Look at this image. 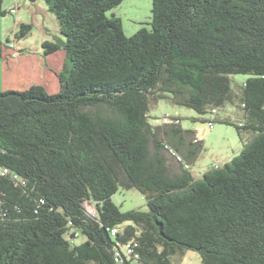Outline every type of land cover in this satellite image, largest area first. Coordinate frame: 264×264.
<instances>
[{
    "label": "trees",
    "instance_id": "obj_1",
    "mask_svg": "<svg viewBox=\"0 0 264 264\" xmlns=\"http://www.w3.org/2000/svg\"><path fill=\"white\" fill-rule=\"evenodd\" d=\"M43 1L64 36L44 54L62 48L70 68L55 94L0 92V264H179L188 250L264 264V0H151L149 28L129 36L107 16L122 0ZM233 74L250 75L238 92ZM161 100L199 115L237 106L242 121L221 122L239 154L195 177L202 142L177 116L149 122ZM119 189L146 210L122 211Z\"/></svg>",
    "mask_w": 264,
    "mask_h": 264
},
{
    "label": "rangeland",
    "instance_id": "obj_2",
    "mask_svg": "<svg viewBox=\"0 0 264 264\" xmlns=\"http://www.w3.org/2000/svg\"><path fill=\"white\" fill-rule=\"evenodd\" d=\"M37 3L25 0V6L19 5L20 19L26 23H32L30 31L25 36L16 37L20 27L17 21V8L14 0H3L2 8L7 11L0 17V40L2 53L0 56V92L13 90L24 91L29 88L30 81L35 84H46V92L55 94L59 91L57 73L70 68V61L65 51L61 48L53 53L44 54L42 43L44 41H63L64 36L59 30V25L53 12L48 10L43 0ZM46 9V10H45ZM107 16L120 18L122 29L126 36L139 30L141 27L149 28L151 17V0H122L119 5L107 11ZM10 42H6V40ZM9 43L17 45L22 58L19 61L13 59L17 56L12 53ZM9 51L10 57L5 56ZM66 60V65L65 64ZM250 77L249 74L230 75L231 87L235 92L239 91L240 85ZM13 86H16L14 89ZM7 88V89H6ZM164 115L177 116L184 129H193L195 136L202 142V150L199 156L190 165V171L195 177H200L204 171L214 165L222 166L234 156L238 155L243 146L235 127L221 122L228 119L232 122L242 121L241 110L232 104L226 103L217 108L213 113L199 115L185 106H178L166 101H158L151 105L149 110V122L159 125V120ZM204 119L205 121H202ZM207 121H211V127ZM249 134L244 135V139ZM112 199L119 204L122 211L146 210L143 196L136 189H119ZM88 211H95L90 203H85ZM84 240L79 236L77 242ZM179 264H201L198 252L188 250L182 257H176Z\"/></svg>",
    "mask_w": 264,
    "mask_h": 264
},
{
    "label": "built area",
    "instance_id": "obj_3",
    "mask_svg": "<svg viewBox=\"0 0 264 264\" xmlns=\"http://www.w3.org/2000/svg\"><path fill=\"white\" fill-rule=\"evenodd\" d=\"M10 47L13 48V47H14V44H13V43H10ZM19 53H20V49H15V50H14V54H15V55H18ZM169 121H170L169 116L164 115V116L161 117V119L159 120V123H160V124H164V123H167V122H169ZM208 125H209L210 127L212 126L210 122H208ZM6 173H8V169H7L6 167H3V166L0 165V175H4V174H6ZM90 212L93 213V211H90ZM117 231H118L117 228H112V229L110 230V235H111V236H115L116 233H117ZM116 245H117L118 247H120L121 252L124 253V254L127 255V256H129V255H131V254L133 253V244H132V242H127V243H125V244H120L119 242H117ZM117 255H118V253H117ZM135 257H136V255H135Z\"/></svg>",
    "mask_w": 264,
    "mask_h": 264
},
{
    "label": "crops",
    "instance_id": "obj_4",
    "mask_svg": "<svg viewBox=\"0 0 264 264\" xmlns=\"http://www.w3.org/2000/svg\"><path fill=\"white\" fill-rule=\"evenodd\" d=\"M14 2H15V6H16V8H17V21H20V23H25V24H30V25H32V23H26L24 20H19L20 19V12H21V9H19V5H21V7H23V6H25V0H14ZM36 2V1H35ZM40 1H38L37 0V3H39ZM2 4H3V0H2ZM40 4H46V3H40ZM46 7H44V8H47L48 9V6L47 5H45ZM46 10V9H45ZM49 10V9H48ZM10 48V47H9ZM11 49V48H10ZM12 49H18L17 48V45L16 44H14V47L12 48ZM11 49V50H12ZM14 51L12 50V53H13ZM10 55V53H9V51H7V53L5 54V56H9ZM3 56V53H2V51H1V57ZM22 55L21 54H18L17 56H13V54H12V57H14L13 59H17V61H19L20 60V58H22L21 57ZM10 57V56H9ZM64 65H66L67 66V64H66V60H65V64ZM41 84H39V85H42L43 87L45 86L46 87V84H44V83H42V82H40ZM37 84V83H36ZM31 85H35V82H33V81H30V83H29V86H31ZM14 87V89L16 88V86H13ZM7 89V88H6ZM46 90V89H45Z\"/></svg>",
    "mask_w": 264,
    "mask_h": 264
}]
</instances>
